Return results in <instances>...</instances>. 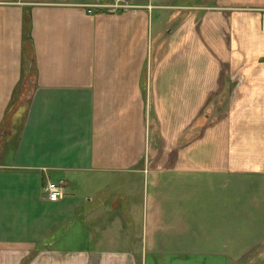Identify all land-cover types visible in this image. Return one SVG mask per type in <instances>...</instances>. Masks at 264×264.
<instances>
[{
  "label": "crops",
  "instance_id": "obj_1",
  "mask_svg": "<svg viewBox=\"0 0 264 264\" xmlns=\"http://www.w3.org/2000/svg\"><path fill=\"white\" fill-rule=\"evenodd\" d=\"M97 1L0 0V264H264V0Z\"/></svg>",
  "mask_w": 264,
  "mask_h": 264
},
{
  "label": "built area",
  "instance_id": "obj_2",
  "mask_svg": "<svg viewBox=\"0 0 264 264\" xmlns=\"http://www.w3.org/2000/svg\"><path fill=\"white\" fill-rule=\"evenodd\" d=\"M87 7L91 15L97 13L124 14L136 10L131 0H98L96 4ZM237 82L241 84L240 81ZM64 190L63 182H49L44 188L45 194L51 201L59 200L64 195Z\"/></svg>",
  "mask_w": 264,
  "mask_h": 264
},
{
  "label": "rangeland",
  "instance_id": "obj_3",
  "mask_svg": "<svg viewBox=\"0 0 264 264\" xmlns=\"http://www.w3.org/2000/svg\"><path fill=\"white\" fill-rule=\"evenodd\" d=\"M199 19H200V18H198V20H199ZM27 88H28V86H27ZM29 95H30V91H29L28 89H26V90H25V96H24L23 98H21V100H22L24 103H27V101H28V99H29V97H30ZM17 99H19V97H18ZM228 99H229V97H228ZM15 107H17V102H15V103H13V104L11 105V109H10L9 112H11L12 110H14ZM23 109H24V104H23L22 106H20V111L14 115V120H13V123H12V128H13V130L15 131L14 133L17 132V129H18V127L20 126V122H21V120H22L21 117H22ZM202 119H203V118H202ZM2 139H4V138H2V136H0V143L3 142ZM1 140H2V141H1ZM167 264H173V263L168 262ZM178 264H186V263H184V262H179ZM195 264H203V263H202V262H196Z\"/></svg>",
  "mask_w": 264,
  "mask_h": 264
}]
</instances>
